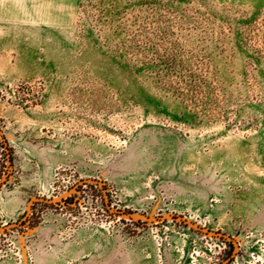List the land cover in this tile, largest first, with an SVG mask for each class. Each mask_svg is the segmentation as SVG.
Here are the masks:
<instances>
[{"label":"rangeland","instance_id":"1","mask_svg":"<svg viewBox=\"0 0 264 264\" xmlns=\"http://www.w3.org/2000/svg\"><path fill=\"white\" fill-rule=\"evenodd\" d=\"M1 229L0 264H264V0H0Z\"/></svg>","mask_w":264,"mask_h":264},{"label":"water","instance_id":"2","mask_svg":"<svg viewBox=\"0 0 264 264\" xmlns=\"http://www.w3.org/2000/svg\"><path fill=\"white\" fill-rule=\"evenodd\" d=\"M86 182H87V183H95V184L99 185L98 182H94V181H86ZM34 202H40V203H45V204H52V203H54V201H48V200H44V199H32V200L30 201V203H29L28 209L30 208V205H31L32 203H34ZM106 207L108 208V206H106ZM108 209H109V208H108ZM109 211H111V210H109ZM180 220L183 221V223H184L185 225H188L189 227H191V228H193V229H195V230H197V231H199V232H201V233L208 234V235H212V236H218V237L226 238V237L223 236V235L214 234V233H211V232H209V231H207V230L200 229L199 227H197V226H195V225H193V224H191V223H189V222H187V221H184L183 219H180ZM9 228H10V227H7V228H5V229H9ZM1 231H4V229H1L0 232H1Z\"/></svg>","mask_w":264,"mask_h":264},{"label":"crops","instance_id":"3","mask_svg":"<svg viewBox=\"0 0 264 264\" xmlns=\"http://www.w3.org/2000/svg\"><path fill=\"white\" fill-rule=\"evenodd\" d=\"M95 257L94 255L91 257V260H93ZM107 258V257H106ZM106 258H103V260H106Z\"/></svg>","mask_w":264,"mask_h":264}]
</instances>
